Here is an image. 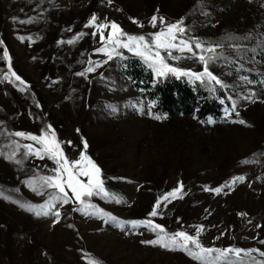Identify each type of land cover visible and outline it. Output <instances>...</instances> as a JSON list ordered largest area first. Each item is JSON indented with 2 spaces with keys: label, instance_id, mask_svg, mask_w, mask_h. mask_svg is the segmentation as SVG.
Listing matches in <instances>:
<instances>
[{
  "label": "rangeland",
  "instance_id": "rangeland-1",
  "mask_svg": "<svg viewBox=\"0 0 264 264\" xmlns=\"http://www.w3.org/2000/svg\"><path fill=\"white\" fill-rule=\"evenodd\" d=\"M93 14L99 23L115 21L124 32L145 36L164 27L149 24L154 14L168 23L183 20L182 39L198 40L205 48L219 45L209 69L226 87L207 79L203 84L223 101V114L200 118L154 110L145 89L130 75L127 60L139 58L148 65L122 48L117 49L122 56L103 63L106 55L95 49L105 41L85 26ZM231 31L249 37L235 39ZM109 32L105 29L104 35ZM79 33L86 35L76 39ZM222 35V42L207 43L206 38ZM0 41V57L7 48L12 70L25 82L3 80L8 61L0 59V264H89L92 258L101 264H203L182 250L141 244L157 236L147 226L121 228L76 211L80 205L74 198L69 204L57 202L48 216L22 209V203L49 200L52 190L41 189L39 177L52 175L56 165L47 158L25 157L22 147L8 159L15 142L34 144L12 135L16 131H55L70 161L79 159L86 140L87 155L102 170L105 187L121 199L117 204L92 197L90 203L120 221L152 220L169 235H195L197 226H203L199 238L205 247L264 251V59L258 53L264 50V0H0ZM174 55L182 59L165 56L167 63L202 71L198 60ZM89 60L101 65L77 75ZM139 81L145 84V78ZM219 89L232 98L230 103L217 95ZM252 92L255 102L243 99ZM233 101L240 115L226 117L225 108L231 109ZM156 115L167 118L156 120ZM209 118L216 122L207 123ZM236 119L247 124L231 122ZM239 176L244 181L233 184ZM180 184L182 198L166 206L162 202L158 215L150 217L156 200Z\"/></svg>",
  "mask_w": 264,
  "mask_h": 264
},
{
  "label": "snow or ice",
  "instance_id": "snow-or-ice-1",
  "mask_svg": "<svg viewBox=\"0 0 264 264\" xmlns=\"http://www.w3.org/2000/svg\"><path fill=\"white\" fill-rule=\"evenodd\" d=\"M111 2L112 0H108V3ZM130 19L133 20V23L143 27L139 21L133 18ZM23 22L24 21H21V23ZM158 23L164 25L163 29L154 33H148L147 36L128 34L124 32L120 25L115 21L99 23L96 14H93L89 18L85 26L95 28L96 31L91 34H99L100 40L105 41L103 47L95 49L96 52L106 55L107 60L103 61V63H107V61L112 60L114 55L122 56V53L117 51V49L122 48L127 49L134 55L141 57L157 77H163L171 74L177 78L187 77L190 81H200L201 83L207 79L208 81H212L216 85H219L221 88L226 87L223 81L215 76L209 69L210 61H214L218 58L215 53L219 45L205 48V45L198 40L193 43L191 39H182L181 35L186 31L183 27V20L175 23H168L164 17H157V15L154 14L150 18L149 24L155 28ZM105 29H110L107 37L104 35ZM83 35H86V33H79L76 39H79ZM19 39L23 41L25 37L21 36ZM235 39H248V37H235ZM74 42V40L67 41L69 44ZM2 43L3 41H0V44ZM61 43L63 42L61 41ZM234 47L239 48L240 46L237 45ZM197 49L200 50L199 53L196 51ZM205 51L209 55H205ZM252 51L254 52L255 49H252ZM162 52L164 53L163 55ZM174 52L187 54L183 58H194L198 60L202 65V71L196 72L191 69L175 67L167 63L165 56L177 61L182 59L181 55H174ZM221 55L223 54L221 53ZM0 59L8 61V71L3 73V80L12 81L14 78L15 81H19L20 84H24L25 82L22 78L12 70V58L9 55L7 48L3 49V55ZM88 64L89 67H87L84 72H78L76 74L79 76H86V73L94 72L96 68L101 65V62L89 60ZM240 68H243V64L240 65ZM241 80L248 84L254 83V81L248 77H241ZM260 83L264 85V81H260ZM23 90L24 89H21V91ZM254 97L255 92H252L251 95L245 96L243 99L255 102ZM229 99L232 98L229 97ZM221 103H223V101H221ZM149 107H152V105H149ZM236 109L237 103L236 101H233L231 109L225 108V116L230 117L233 112L239 116L240 114L236 111ZM112 111L115 112L116 108L112 107ZM166 118V115L154 116V119L156 120ZM215 122L216 121L211 118L207 121L209 124ZM231 122L241 125L247 124L244 119H236ZM247 126L251 127V125ZM48 129H51V125L48 126ZM77 131H79V129H77ZM12 135L26 138L33 141L34 144H24L21 146L18 141L15 142V151L12 156L8 157V159H13L16 152L20 151L22 147L24 149L23 155L25 157L34 156L41 160L47 158L52 160L56 165L52 169V175H42L39 177L40 188L52 190V192L48 193L49 200L43 205L22 203L19 205L22 209H25L30 213H34L38 217L42 215L48 216L51 214V210L56 206L57 202L61 204H69L74 198L80 205V207L75 210L82 212L84 215L102 217L104 218L105 223L116 222L121 228H123L126 224L131 225L133 228L138 225H144L152 232L157 233L155 239L141 240V244L159 245L169 250H182L193 259L202 261L203 264H264V259L258 260L252 255L253 253H258L260 257H264V251H261L258 248L241 249L237 247H228L220 249L205 247L199 238L201 232L204 230L203 226H197L195 229V235L184 231L169 235L162 225L155 224L152 220L120 221L111 213H107L104 209L90 203L92 197H103L105 199L114 200L117 204L121 203V199L117 198L115 194L110 193L105 187V180L102 178V170L95 163V161L87 155L89 145L86 140L82 141L83 150L80 152L79 159L70 161L61 147L60 141L56 138L55 131L45 130L42 131L41 135L16 131L15 133H12ZM68 143L71 142L69 141ZM37 145H39V147H37ZM16 163H21V161L17 160ZM82 177H86L87 181L81 179ZM244 179V176L235 177L233 178L232 183L234 184L237 181L243 182ZM29 183H33V181H30ZM33 190L35 191L36 189L34 188ZM69 190L71 192V196H69ZM182 190L183 185L180 184L179 187L158 198L148 215L150 217L157 216L158 209L161 208L162 202L164 203V206H166L167 202L170 200L182 198ZM221 190V188L213 189V191L217 193L221 192ZM0 195H3V193H0ZM5 199H8V197H5ZM240 215L246 214L241 213ZM55 216L58 218L60 216V212L56 211ZM256 227L259 228L261 226L257 225ZM260 243L264 244V240H261ZM232 257H235V261ZM245 258H247V260H245ZM89 264H101V262L98 259L92 258L89 260Z\"/></svg>",
  "mask_w": 264,
  "mask_h": 264
},
{
  "label": "trees",
  "instance_id": "trees-1",
  "mask_svg": "<svg viewBox=\"0 0 264 264\" xmlns=\"http://www.w3.org/2000/svg\"><path fill=\"white\" fill-rule=\"evenodd\" d=\"M231 34L233 37L238 36L232 31ZM224 35L206 38L207 43H220L226 39ZM241 37L249 36L243 34ZM258 53L264 59V50ZM127 63L130 75L136 79V85L145 89L154 104V110L169 115L194 114L200 118L220 117L223 114L224 104L215 92L203 83H190L184 77L177 78L173 75L156 77L139 58H129ZM142 77L145 78V84H140L139 79ZM217 92L226 103H230L223 90L219 89Z\"/></svg>",
  "mask_w": 264,
  "mask_h": 264
}]
</instances>
